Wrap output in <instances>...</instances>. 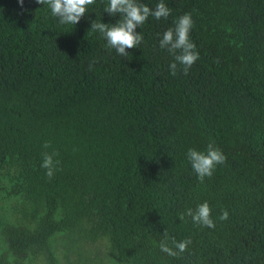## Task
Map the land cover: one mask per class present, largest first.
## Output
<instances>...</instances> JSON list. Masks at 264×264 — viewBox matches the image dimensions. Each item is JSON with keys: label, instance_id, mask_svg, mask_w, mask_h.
Returning <instances> with one entry per match:
<instances>
[{"label": "trees", "instance_id": "1", "mask_svg": "<svg viewBox=\"0 0 264 264\" xmlns=\"http://www.w3.org/2000/svg\"><path fill=\"white\" fill-rule=\"evenodd\" d=\"M163 2L169 17L150 16L125 57L90 29L119 19L108 0L76 25L0 0V264H58V248L99 242L115 264H264V0ZM184 14L199 59L173 76L159 41ZM210 141L227 159L201 183L186 152ZM205 201L214 228L181 219ZM165 233L174 251L171 237L191 243L170 256Z\"/></svg>", "mask_w": 264, "mask_h": 264}, {"label": "clouds", "instance_id": "2", "mask_svg": "<svg viewBox=\"0 0 264 264\" xmlns=\"http://www.w3.org/2000/svg\"><path fill=\"white\" fill-rule=\"evenodd\" d=\"M21 8H23L24 0H18ZM37 4L47 6L51 15L57 18L58 22L63 25H76L85 16L88 6L95 3V0H35ZM104 12L109 16H119L115 24H105L103 22L91 21L90 29L98 32L107 42L109 49H114L117 55L128 56V49L138 48L142 42L143 36L136 29L141 27L151 16L156 20L167 19L171 14L166 4L161 0L154 9L145 4L139 3L138 0H108ZM194 26L191 14H184L175 22L174 28H169L162 35L159 46L166 49L173 57V62L169 64L171 75L176 76L182 71L184 75H188L193 64L199 59V53L196 51L195 43L190 41L189 34ZM91 68V65H90ZM42 147L45 151L42 153V162L40 167L45 170V175L52 179L59 170V160L54 159L57 155L55 151L49 153L47 149L51 147L50 142H44ZM187 160L196 174L197 180L201 183L205 178L213 175L218 165L224 164L227 157L223 151L209 142L204 151L196 148H189L186 152ZM190 217L192 222L198 227L214 228L215 221L212 219V209L207 201L196 206V209L188 208L181 214V219ZM229 212L225 209L221 211L219 219L227 220ZM168 233L164 234V239L160 242L162 252L175 256L177 252L187 250L190 240L177 241L175 237H171L172 247H169Z\"/></svg>", "mask_w": 264, "mask_h": 264}, {"label": "rangeland", "instance_id": "3", "mask_svg": "<svg viewBox=\"0 0 264 264\" xmlns=\"http://www.w3.org/2000/svg\"><path fill=\"white\" fill-rule=\"evenodd\" d=\"M2 181H0L1 191ZM0 197V207L3 206V201ZM2 212H0L1 215ZM58 264H115L107 243L99 242L94 244L84 245L80 249V255L77 256L74 252H66L63 256L61 248L57 249ZM29 264H47L44 258L33 259Z\"/></svg>", "mask_w": 264, "mask_h": 264}]
</instances>
